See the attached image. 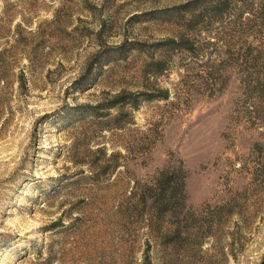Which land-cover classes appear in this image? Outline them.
Segmentation results:
<instances>
[{
	"label": "rangeland",
	"instance_id": "1",
	"mask_svg": "<svg viewBox=\"0 0 264 264\" xmlns=\"http://www.w3.org/2000/svg\"><path fill=\"white\" fill-rule=\"evenodd\" d=\"M195 1L0 0V264H264V0ZM179 169L173 244L131 209Z\"/></svg>",
	"mask_w": 264,
	"mask_h": 264
},
{
	"label": "trees",
	"instance_id": "2",
	"mask_svg": "<svg viewBox=\"0 0 264 264\" xmlns=\"http://www.w3.org/2000/svg\"><path fill=\"white\" fill-rule=\"evenodd\" d=\"M243 0H212L214 2L211 10L206 7H200L201 10L198 11L199 6L195 7L190 11L191 14H194L192 20L190 21L194 27L201 26L204 22L213 23L221 22L228 13V6L230 4L239 3ZM200 2L199 0L195 3ZM189 8V7H188ZM241 15L243 13L250 14L252 9L241 10ZM241 18V16H240ZM238 18V20H240ZM190 43L189 41H187ZM175 47H179L180 43L174 42ZM191 48V47H188ZM193 47L189 49L192 51ZM158 70L155 75H160L164 70L161 68L162 64L158 62ZM135 195V194H134ZM186 202H187V193H186V181L184 179L183 172L181 169L175 171H165L162 172L160 177L157 180L155 187H149L144 190L140 195H137V204L136 207L132 210L131 214L141 216L143 212L152 213L154 219L149 228L154 231V227H157V237L161 236L163 242H173L176 244L182 237L185 231L184 227L189 224L194 219V215L191 212H186ZM176 219V223H171L170 219ZM172 226V227H171ZM173 228V229H170ZM205 226L200 227V231L196 234V237L200 239L204 237L208 232L205 231Z\"/></svg>",
	"mask_w": 264,
	"mask_h": 264
}]
</instances>
